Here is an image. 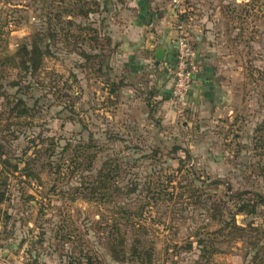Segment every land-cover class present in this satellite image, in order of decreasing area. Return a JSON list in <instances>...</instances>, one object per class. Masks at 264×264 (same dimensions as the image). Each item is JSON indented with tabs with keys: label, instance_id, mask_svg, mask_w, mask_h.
<instances>
[{
	"label": "rangeland",
	"instance_id": "1",
	"mask_svg": "<svg viewBox=\"0 0 264 264\" xmlns=\"http://www.w3.org/2000/svg\"><path fill=\"white\" fill-rule=\"evenodd\" d=\"M135 1L0 0V51L48 48L0 81V264H264V0H150L214 51L218 109L131 70Z\"/></svg>",
	"mask_w": 264,
	"mask_h": 264
},
{
	"label": "crops",
	"instance_id": "2",
	"mask_svg": "<svg viewBox=\"0 0 264 264\" xmlns=\"http://www.w3.org/2000/svg\"><path fill=\"white\" fill-rule=\"evenodd\" d=\"M135 2V5H132L134 11L131 16L128 15L129 22L122 26L124 31L120 35V45L129 53L127 58L129 66L131 70L136 67L139 70H152L151 77H157L158 81L167 83V88H172L171 70L176 63L178 32L172 27L169 29L170 27L166 24L167 20L150 10L152 5L149 3L152 1L136 0ZM133 46L139 47L141 51H149L152 59L149 60L148 56H141L140 50L133 51ZM159 47L165 50L163 62L157 61L154 57ZM196 49L200 67L194 75L187 101L193 106L202 105L203 109L226 107L229 104V92L221 75L213 67L215 65L214 51L204 37L197 39ZM168 98L171 99V92Z\"/></svg>",
	"mask_w": 264,
	"mask_h": 264
},
{
	"label": "built area",
	"instance_id": "3",
	"mask_svg": "<svg viewBox=\"0 0 264 264\" xmlns=\"http://www.w3.org/2000/svg\"><path fill=\"white\" fill-rule=\"evenodd\" d=\"M178 28L176 63L171 70V99L179 105L186 106L194 75L200 66L198 52L188 30L183 26Z\"/></svg>",
	"mask_w": 264,
	"mask_h": 264
},
{
	"label": "trees",
	"instance_id": "4",
	"mask_svg": "<svg viewBox=\"0 0 264 264\" xmlns=\"http://www.w3.org/2000/svg\"><path fill=\"white\" fill-rule=\"evenodd\" d=\"M47 52L48 48L46 49L40 47L38 43L34 44L31 48H29L28 45H23L17 50L14 55H10L5 51H0V81L4 80L2 76L6 72V69L10 68L13 70H17L18 77H24V79L30 78V81L28 82L29 85L25 87V91L31 90L32 85L36 84V82H34L36 81V79L34 80V78H36L42 71L43 61L45 56L47 55ZM25 82H27V80H25ZM20 109L25 110V114L27 113L26 110L28 109L26 107ZM19 116L23 117L24 115L20 113ZM29 176H31V174ZM257 197L260 199L259 202L264 203L263 196L258 194ZM240 208L242 209V212H247L248 209L249 214L255 212V209H253L254 207L245 206V202H243V205H240Z\"/></svg>",
	"mask_w": 264,
	"mask_h": 264
},
{
	"label": "water",
	"instance_id": "5",
	"mask_svg": "<svg viewBox=\"0 0 264 264\" xmlns=\"http://www.w3.org/2000/svg\"><path fill=\"white\" fill-rule=\"evenodd\" d=\"M164 56H165V50H164V48L159 47L156 50L154 57L157 59V61L163 62L164 61Z\"/></svg>",
	"mask_w": 264,
	"mask_h": 264
}]
</instances>
